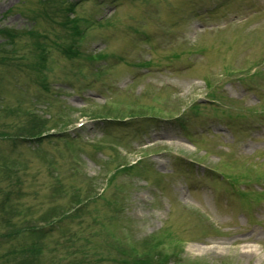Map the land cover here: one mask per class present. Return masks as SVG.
Returning <instances> with one entry per match:
<instances>
[{"label": "rangeland", "instance_id": "rangeland-1", "mask_svg": "<svg viewBox=\"0 0 264 264\" xmlns=\"http://www.w3.org/2000/svg\"><path fill=\"white\" fill-rule=\"evenodd\" d=\"M64 1L0 0V264H154L157 257H145L153 237L163 239L159 232L164 228L186 242L164 245L168 261L159 264L174 261L178 246L204 263L264 264V226H246L244 216L237 220L238 212L255 205L219 196L226 186L198 176L204 167L193 163L197 175L177 160L178 153L200 160L218 157L226 168L217 171L233 183V192L241 193L242 183L249 182L247 191L257 204L260 191L252 185L264 184V103H258L264 98V0H74L78 15L93 19L83 50L112 55L102 67H109L104 85L129 88L113 91L110 98L102 85L74 75V63L62 54L60 46L72 41L71 28L63 24L70 14ZM102 18L109 27H100ZM151 54L166 62L148 71L129 63ZM83 60L89 69L91 61ZM141 65L147 68L148 62ZM92 75L99 76L97 68ZM230 78L253 84L256 92L237 108L228 107L218 92L232 99L244 94V86L228 83ZM205 98L216 104L194 102ZM108 99L116 106L105 105ZM167 99L173 111L182 105L190 114L184 129L178 117H164L170 115ZM194 131L207 141L200 153L187 139ZM240 147L246 154H260L243 158ZM71 150L84 173H77ZM147 152V161L135 172L116 176L118 184L125 180L131 186L127 209L108 208L98 199V188L111 180L116 165L137 164ZM158 181L166 188L163 198L154 197ZM76 205L81 217L73 216ZM56 208L70 214L56 218L51 214ZM102 212L113 236L96 224ZM259 212L264 215L263 209ZM114 213L118 218L110 219ZM203 213L224 228L220 235L201 239ZM38 221L52 226L46 233H23ZM127 231L125 243L135 244L139 253L128 245L114 246ZM87 236L91 243L84 240ZM98 240L110 251L97 249Z\"/></svg>", "mask_w": 264, "mask_h": 264}, {"label": "trees", "instance_id": "trees-1", "mask_svg": "<svg viewBox=\"0 0 264 264\" xmlns=\"http://www.w3.org/2000/svg\"><path fill=\"white\" fill-rule=\"evenodd\" d=\"M71 8L72 7H70V9L68 10V12L69 11H72ZM65 11H67V10H65ZM63 24L71 28L70 29L71 30V34L70 35L72 37V41L69 42V43L66 42V45L65 46H61V48H63L62 51H63V53L65 54V56L67 58L70 57L71 59H73V58H75L74 56H78L80 54V52H81L80 47H79V42H80V40H81V38L83 36V29H82L83 27H82V25H84V24H81L80 25V23L78 22V20L71 19L69 17V15H66L65 16L64 21H63ZM55 42L57 44V41H55ZM92 58H93L92 55H88L87 58H86V60H91ZM75 198L78 199V196H75ZM81 201H83V200H81ZM81 210L82 209H78L77 211H81ZM61 211H60V209H57L56 208V209H53L52 210L51 214H53L54 217H56V218H57V216H65L64 215V214H66V213H64L65 210L62 209ZM77 215H79L81 217V213L76 214V217H77ZM62 228H64V230H65V227H62ZM32 232H43V233H46L44 228L39 229V228H36L35 225H32V228H29L27 230H24L23 233L31 234ZM162 245H163V242L162 241L153 242L150 245V247H148L149 248V253H148V255L145 258H148L149 259L150 257H157L158 259L152 260V261H154V264H159L160 261H162V262H165L166 261V263H167L168 260H167V258L165 256L166 250H164L165 247H163ZM129 251L131 252V250H129Z\"/></svg>", "mask_w": 264, "mask_h": 264}]
</instances>
